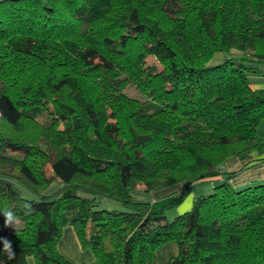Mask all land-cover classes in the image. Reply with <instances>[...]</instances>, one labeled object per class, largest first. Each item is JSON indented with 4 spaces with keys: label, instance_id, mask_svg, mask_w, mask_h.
<instances>
[{
    "label": "trees",
    "instance_id": "1",
    "mask_svg": "<svg viewBox=\"0 0 264 264\" xmlns=\"http://www.w3.org/2000/svg\"><path fill=\"white\" fill-rule=\"evenodd\" d=\"M262 69L264 0H0V117L43 131L39 145L0 133V264H73L65 225L98 264H150L168 241V264H264V183L235 188L223 169L264 148L248 79ZM199 181L216 183L169 220Z\"/></svg>",
    "mask_w": 264,
    "mask_h": 264
},
{
    "label": "crops",
    "instance_id": "2",
    "mask_svg": "<svg viewBox=\"0 0 264 264\" xmlns=\"http://www.w3.org/2000/svg\"><path fill=\"white\" fill-rule=\"evenodd\" d=\"M250 86L264 92V69L261 72L248 74ZM259 136H264V120L257 128ZM223 169L227 172H236L230 179V184L235 188L264 183V148L251 149L239 155L229 157ZM211 186V184H209ZM58 251L73 264H98L90 249L81 248L73 228L65 225L57 242ZM177 245L173 241L161 244L155 251L153 261L155 264H167L170 256L177 253ZM76 257V258H75ZM150 263V264H151Z\"/></svg>",
    "mask_w": 264,
    "mask_h": 264
},
{
    "label": "rangeland",
    "instance_id": "3",
    "mask_svg": "<svg viewBox=\"0 0 264 264\" xmlns=\"http://www.w3.org/2000/svg\"><path fill=\"white\" fill-rule=\"evenodd\" d=\"M224 57H225V54L223 52H215L213 57L210 59V63H218L222 61ZM146 61L149 63H157L156 60L150 56L146 58ZM124 92L129 96L142 99V96L140 95L139 91L132 85H128L126 88H124ZM40 120L41 119H38L36 122L22 120L17 126L12 127L6 124L0 117V133L3 135H7L8 137H11L16 140L29 141V142L32 141L34 143L38 140L37 143L39 145V143L41 144V141L43 140V131L41 128ZM215 183L216 182L212 184L209 181H199V182H194L193 184H191L188 188L187 194L183 197L182 202L165 211L166 217L169 220H171L177 214H180L188 210L192 204L193 198H197L199 194L201 193L206 194L210 192L213 186L215 185ZM57 184L58 183L56 181L52 182L51 185H49L45 189L46 193L53 190L57 186ZM209 184H211V186H209ZM179 186H180L179 184H175L170 187H165L160 190L149 192V193L138 192V194L137 195L135 194V195L140 200H158V199H161L167 196L168 194L172 192H176L179 188H181ZM142 187L143 186L141 184L136 185V188L139 190L140 189L142 190ZM22 194L28 195V196L30 195V193L24 189H22ZM99 198H100V206L104 208H107V209H120L121 208L120 204L113 199H110L107 197H99ZM76 260L80 264V259L76 258ZM155 263L156 262L151 263V264H155ZM26 264H35L33 256L31 255L27 256Z\"/></svg>",
    "mask_w": 264,
    "mask_h": 264
},
{
    "label": "clouds",
    "instance_id": "4",
    "mask_svg": "<svg viewBox=\"0 0 264 264\" xmlns=\"http://www.w3.org/2000/svg\"><path fill=\"white\" fill-rule=\"evenodd\" d=\"M2 213L4 215V226L5 227H12L15 229L16 225L19 223V218L16 216V214L7 208L3 209ZM3 244H4V248H3L4 254L7 255L9 260L14 259L15 253L12 250L11 242L8 241L6 238H4Z\"/></svg>",
    "mask_w": 264,
    "mask_h": 264
}]
</instances>
